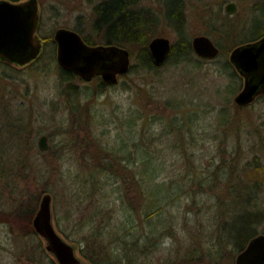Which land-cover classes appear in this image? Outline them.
<instances>
[{
    "label": "rangeland",
    "instance_id": "obj_1",
    "mask_svg": "<svg viewBox=\"0 0 264 264\" xmlns=\"http://www.w3.org/2000/svg\"><path fill=\"white\" fill-rule=\"evenodd\" d=\"M100 1L38 0V35L43 42L40 56L25 66L0 60V173L5 166L8 174L7 179L0 178V214L10 217L0 220V264H40L39 259L50 260L47 255L34 252L40 238L26 234L20 224L21 212L26 213L29 207H36L37 212L45 193L53 197L54 223L69 242L90 234L92 226H85L84 221L97 199L108 202L120 191L125 193L128 203L134 205H128L129 210L137 219V234L144 244V229L148 231L149 227L143 218L145 199L139 183L143 168L139 157L144 150L157 158L154 164L161 171L157 181L173 182L175 188L180 184V192L192 193H182L170 205L176 222L170 228H162L164 236L150 256L152 262L144 263L162 264L189 242L207 239L205 235H210L216 222H220L216 214L222 215L218 200L226 209L234 197L232 185H244L240 177L246 178L245 166L255 156L264 163V95L239 107L234 99L243 88L244 79H239L240 87L234 94L229 93L233 80L222 67L224 62H230V53L236 47L234 27L239 33L251 24L253 7L260 0H187V35L191 40L198 35L211 37L221 49L218 57L200 62L198 70L199 58L194 54L191 61L170 71L164 69L165 82L156 77L145 79L146 72L141 71L134 74L135 83L127 80L130 89L124 88L126 79H120L99 93L97 79L86 82L76 78L74 83L90 93L80 96L84 108L72 114L70 97L75 95L63 80L54 35L62 27L76 31L79 27L85 35L96 34L92 27L93 6ZM161 1L141 0L140 7L160 9ZM230 2L237 3L234 14L226 11ZM157 36L168 37L173 44L178 39L177 33L164 23L150 41ZM96 40L97 44H105L99 37ZM183 100H192V104L183 109L175 107ZM172 115L180 122L183 115L192 117L180 130ZM220 115H232L233 120L223 124ZM133 118L136 123L131 126ZM181 133L184 139L176 137ZM42 135L48 136L47 150L39 147ZM22 146L23 161H11V153ZM226 171L229 174L222 178ZM218 172L221 179L217 184L201 182L202 176ZM113 179L117 183L111 184ZM216 179L215 176L212 180ZM253 191L249 189L250 194ZM260 191L258 206L264 209V185ZM114 202L113 205L121 204L120 200ZM102 217L117 229L114 220L106 219V213L100 221ZM99 220L95 228L106 226ZM259 233L264 234V224L259 226ZM231 249H224L223 264H236L240 252L234 256ZM28 253H34L38 261L31 262ZM78 254L83 257L80 250Z\"/></svg>",
    "mask_w": 264,
    "mask_h": 264
},
{
    "label": "trees",
    "instance_id": "obj_2",
    "mask_svg": "<svg viewBox=\"0 0 264 264\" xmlns=\"http://www.w3.org/2000/svg\"><path fill=\"white\" fill-rule=\"evenodd\" d=\"M140 2L141 0H101L93 6L94 17L92 27L96 34L85 35L82 28H77V31L81 33L86 42L91 45H96V37H99L105 44L121 45L131 51L132 58L135 62L131 65L130 71L120 77V79H126L124 81L125 89L131 88V84L128 83L127 80H130L133 83L135 81L133 77L134 74H138L141 71L146 72L145 79L156 77L165 82L167 73L164 72V69L170 71L173 67L178 66L183 62L191 61L194 54H196L192 46V40L187 35L186 31L187 0H162L160 9L140 7ZM163 23L166 27L172 28L177 33L178 39L173 44L169 59L164 65L158 67L152 60L149 42L150 38ZM237 31L238 27H234L236 46L248 41L256 40L264 35V0H260L254 5L251 24L239 31V33H243L241 37ZM197 56L199 58L197 59L199 64L196 66L197 69L200 70V62H205L209 59L200 57L199 55ZM222 67L224 71L228 72L232 77L233 81L229 85L228 91L229 93L234 94L240 87L238 82L241 76L229 61L224 62ZM61 70L63 80L68 84L67 87L74 92L73 95H75V98L70 97V111L72 114H76L84 108L80 96L83 93H90V91L89 89L81 90L79 86L74 83L76 78L81 79L79 76L70 71L64 70L63 68ZM94 79H97L98 83L96 87H98L99 93L104 92L109 86H114L107 85L100 76L95 77ZM69 95H71V92H69ZM188 104L190 106L192 100L178 102L175 104V107L183 109L186 108ZM172 116V120L181 127L180 130L185 129L182 128V125L188 121V117H192V115H183L184 120L180 122L176 115ZM134 118L133 121L129 123L131 126L136 123V119ZM220 119L223 124H228L230 120H233V116L220 115ZM176 137L184 139L182 133ZM20 138L22 139V135ZM76 138L77 135L75 134L74 139ZM24 142L26 143V141ZM18 148V150L11 153V161L13 158H16V163L17 161H23L22 158L25 149H23V146ZM150 154V151L144 150L141 151V156L139 157L140 161L143 162L142 171L139 173L141 175L139 183L143 185V196L145 199L143 205V218L149 224L148 231L144 229L147 233L145 241H143L144 244H141L142 241L140 240L139 234H137V232L140 231L138 227L139 225L135 215L129 210L128 205H133V203L131 201L128 203L125 198L127 195L120 191L119 196L112 198V201L108 202L104 201L105 198H99L97 199V204L92 212L85 217L84 221V225L92 226L94 231L90 229V234L83 235L81 239L76 238L72 241L78 245V249L81 251L83 258L89 263H151L152 261L149 260L150 256L157 250V248H159L161 238L164 236L162 228H170L173 223L176 222L175 215H173L170 210V205L179 199V197L182 196V193L185 192L190 195L192 194L191 191L180 192L183 190L182 187H180V184L175 188L173 182L169 184L165 181H157V177L161 175V171H158L159 169L156 168V164H154L157 161L156 156L153 154L150 156ZM234 159L236 160L235 156ZM114 162L115 161L111 163L113 164ZM112 164L110 165L111 169L114 168V165ZM116 167L119 169L121 166L118 164ZM2 168L4 169H2V173H0V178L7 179V167L3 166ZM12 170L14 172L13 167ZM244 171L245 173L243 175H246V178L242 176L240 177L242 182L245 181L244 185H242L241 182L239 184L240 186L234 184L237 188H234V185H232V193L234 195L232 199L233 204L228 203L227 208L224 209L222 207L223 201H221V199L218 200L217 206L219 205L218 208L222 210V215L220 216V214H216L220 219V222H216V227L211 232V236L208 234L207 236L205 235L207 238L205 240L201 238L189 242L187 246H182V250L174 251L173 255L162 264H223L222 258L225 256L224 249L231 246V250L234 252L235 256V254L245 249L248 242L253 237L260 234L259 226L264 224V209L258 206V197L260 196V190L264 185V163L259 160L258 156H255L254 161H250L245 166ZM226 174L229 173L226 171L222 178H224ZM215 176L217 179L212 180ZM220 179V173L218 172L216 175L213 173L205 175L204 177L202 176L201 182L204 184H212L217 181V184L220 182ZM115 183H117V181L113 179L111 184ZM210 188H213V185H211ZM250 188L254 190L251 194L249 192ZM117 189H120V187H117ZM117 189L113 188L115 193L117 192ZM90 193L91 192L88 193L89 196ZM116 200L121 201L120 206L113 205ZM135 209L136 206L134 207V210ZM25 210L28 211L26 213L25 211L21 212V217L23 218L20 219V224L22 228L25 229L26 234L37 235L40 238L38 244L34 245V252L41 253L42 256L47 255L50 258L48 261L39 259V261H41L40 264H59L52 253L46 249V243L43 242V238L34 228L33 218L36 214V207H29ZM103 213H106L109 216L106 219L114 220L116 222V230L115 227H110L109 223L105 222V217H102L103 219H101V221L99 220ZM123 217L126 219L124 220ZM0 220L7 221L10 220V217H5L0 214ZM98 220L100 221V224L106 226L95 228V226L99 225ZM113 233H115V236H112ZM28 255L31 262L38 261L37 256H35L34 253H28ZM140 260L142 261L141 263Z\"/></svg>",
    "mask_w": 264,
    "mask_h": 264
},
{
    "label": "water",
    "instance_id": "obj_3",
    "mask_svg": "<svg viewBox=\"0 0 264 264\" xmlns=\"http://www.w3.org/2000/svg\"><path fill=\"white\" fill-rule=\"evenodd\" d=\"M236 2L226 6L227 13L234 14ZM41 12L38 0H0V60L21 66L29 65L40 56L43 42L38 35ZM54 39L58 45L57 58L64 70L70 71L86 82L102 77L107 85H116L120 77L130 71L131 51L117 44L91 45L76 30L59 28ZM197 55L214 59L221 53L220 47L208 35L192 39ZM173 43L168 37L157 36L149 43L154 64L164 65L169 59ZM229 60L241 78L243 88L235 96L241 107L254 103L264 95V35L256 40L237 45ZM41 150L49 148L48 136L39 139ZM53 197L45 193L34 218L35 230L46 243L59 264H91L78 254V245L67 241L54 223ZM236 264H264V234L253 237L236 257Z\"/></svg>",
    "mask_w": 264,
    "mask_h": 264
},
{
    "label": "flooded vegetation",
    "instance_id": "obj_4",
    "mask_svg": "<svg viewBox=\"0 0 264 264\" xmlns=\"http://www.w3.org/2000/svg\"><path fill=\"white\" fill-rule=\"evenodd\" d=\"M43 242H45V241H43Z\"/></svg>",
    "mask_w": 264,
    "mask_h": 264
}]
</instances>
